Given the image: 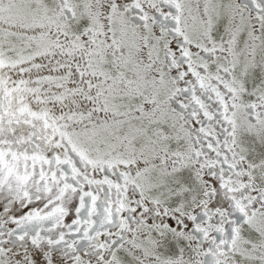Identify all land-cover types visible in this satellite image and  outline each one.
<instances>
[{
  "label": "snow or ice",
  "instance_id": "1",
  "mask_svg": "<svg viewBox=\"0 0 264 264\" xmlns=\"http://www.w3.org/2000/svg\"><path fill=\"white\" fill-rule=\"evenodd\" d=\"M0 264H264V0H0Z\"/></svg>",
  "mask_w": 264,
  "mask_h": 264
}]
</instances>
